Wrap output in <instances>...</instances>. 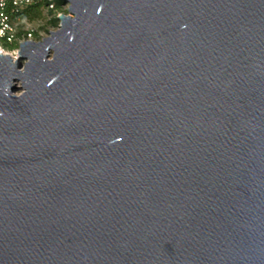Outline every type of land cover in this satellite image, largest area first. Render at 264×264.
<instances>
[{
	"label": "water",
	"instance_id": "95a60500",
	"mask_svg": "<svg viewBox=\"0 0 264 264\" xmlns=\"http://www.w3.org/2000/svg\"><path fill=\"white\" fill-rule=\"evenodd\" d=\"M64 4L0 54V264H264V0Z\"/></svg>",
	"mask_w": 264,
	"mask_h": 264
},
{
	"label": "trees",
	"instance_id": "16d2710c",
	"mask_svg": "<svg viewBox=\"0 0 264 264\" xmlns=\"http://www.w3.org/2000/svg\"><path fill=\"white\" fill-rule=\"evenodd\" d=\"M66 15V6L64 0H36L33 4L11 14V23L15 26L12 41L9 43L6 39H0V47L7 51H14L19 47V42L37 36L33 31H22L23 24H33L36 22H45L41 27L42 31L49 32V29H58V16Z\"/></svg>",
	"mask_w": 264,
	"mask_h": 264
},
{
	"label": "built area",
	"instance_id": "2783aa9c",
	"mask_svg": "<svg viewBox=\"0 0 264 264\" xmlns=\"http://www.w3.org/2000/svg\"><path fill=\"white\" fill-rule=\"evenodd\" d=\"M35 1L36 0H0V39H6L9 43L12 41L16 25H12L11 23V14L14 11L22 10ZM28 38H30V36H28L27 39ZM22 43H24L23 40L19 42V46ZM18 50L19 47L14 51H7L0 47V54L9 55L14 63Z\"/></svg>",
	"mask_w": 264,
	"mask_h": 264
},
{
	"label": "rangeland",
	"instance_id": "374dc122",
	"mask_svg": "<svg viewBox=\"0 0 264 264\" xmlns=\"http://www.w3.org/2000/svg\"><path fill=\"white\" fill-rule=\"evenodd\" d=\"M67 11V7H66ZM59 17V16H58ZM45 26V22H36L33 24H23L21 30L22 31H33L34 33L37 34L35 38H28L27 40H23V42L27 41H33V42H41L44 38L48 37L50 33L57 31L54 29H49V32L47 33L46 31H42L41 27ZM16 61V60H15ZM21 66H23V63H21ZM22 93V90H18L16 92V95L19 96Z\"/></svg>",
	"mask_w": 264,
	"mask_h": 264
}]
</instances>
